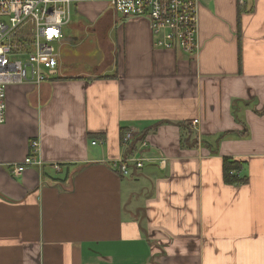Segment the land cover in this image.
<instances>
[{"label": "crops", "instance_id": "crops-1", "mask_svg": "<svg viewBox=\"0 0 264 264\" xmlns=\"http://www.w3.org/2000/svg\"><path fill=\"white\" fill-rule=\"evenodd\" d=\"M71 16L56 76L6 88L0 264H264V0H200L193 56L104 2ZM130 129L164 168H111Z\"/></svg>", "mask_w": 264, "mask_h": 264}, {"label": "built area", "instance_id": "built-area-1", "mask_svg": "<svg viewBox=\"0 0 264 264\" xmlns=\"http://www.w3.org/2000/svg\"><path fill=\"white\" fill-rule=\"evenodd\" d=\"M199 1L0 0V125L6 121V88L9 85H41L56 76L59 59L56 45L64 38V28L71 22L74 5L104 2L125 18H144L150 24L155 48L193 56L200 50ZM28 29L31 41L23 37L24 30ZM198 124L199 119H196L191 126L195 128ZM122 142L130 153L109 162L120 175L130 176L133 169L141 170L152 161L165 167L166 159L143 154L148 147L144 135L130 129ZM39 153L40 143L34 140L24 162L11 167L12 175L21 176L30 167H43ZM54 167L60 169L58 165Z\"/></svg>", "mask_w": 264, "mask_h": 264}, {"label": "trees", "instance_id": "trees-1", "mask_svg": "<svg viewBox=\"0 0 264 264\" xmlns=\"http://www.w3.org/2000/svg\"><path fill=\"white\" fill-rule=\"evenodd\" d=\"M23 37L27 41H31L30 30H24ZM243 166V162L235 161L233 159L224 158V168H223V179L228 184H240L246 181L245 177H241L238 173L241 171ZM236 171V175H232L231 173Z\"/></svg>", "mask_w": 264, "mask_h": 264}]
</instances>
